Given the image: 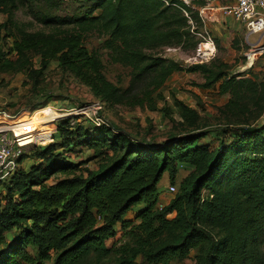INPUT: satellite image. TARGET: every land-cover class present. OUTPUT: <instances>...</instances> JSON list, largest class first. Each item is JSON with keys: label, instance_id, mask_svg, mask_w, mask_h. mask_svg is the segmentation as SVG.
Segmentation results:
<instances>
[{"label": "trees", "instance_id": "trees-1", "mask_svg": "<svg viewBox=\"0 0 264 264\" xmlns=\"http://www.w3.org/2000/svg\"><path fill=\"white\" fill-rule=\"evenodd\" d=\"M32 1L0 0V39L12 38L16 55L0 58V73L25 72L38 87L57 62L104 105L105 117L107 106L158 111L153 95L174 72L200 74L199 88L217 86L228 100L218 127L177 101L188 130L161 143L111 123L57 122L55 141L23 155L0 195V264H172L192 252L196 264H264V74L230 75L218 61L185 68L155 54L196 49L189 21L202 27L199 10L214 0H84L73 16L42 14L49 32H27L14 18ZM94 33L106 38L114 63L131 69L125 90L86 48ZM182 166L191 171L177 186ZM165 174L177 192L161 207Z\"/></svg>", "mask_w": 264, "mask_h": 264}, {"label": "rangeland", "instance_id": "rangeland-1", "mask_svg": "<svg viewBox=\"0 0 264 264\" xmlns=\"http://www.w3.org/2000/svg\"><path fill=\"white\" fill-rule=\"evenodd\" d=\"M233 1L216 0V3L229 5ZM83 2L84 0H35L21 6L16 11L14 20L21 29L27 32H49V28L41 23L42 14H52L60 17L73 16L80 13ZM6 19L7 17L0 13V21L4 22ZM210 31L216 44V56L212 62L218 61L226 64L230 75H239L248 70L246 66L252 51L250 42L255 41L257 36L249 37L250 40L248 41V33L233 19L222 26L213 25ZM15 33L17 34V32ZM105 40V37L94 33L86 37L85 46L89 52L97 54L101 60L102 73L105 78L115 86L125 90L130 85L131 69L112 61L110 52L104 46ZM13 49L12 38L0 39L1 59L4 57L14 59L16 55L15 52H12ZM196 49L187 48L178 51L161 49L157 50L155 54L158 57L174 60L186 68L193 65V62L189 60L196 55ZM34 63L36 67H39V58L35 59ZM263 74L264 54L255 60L249 76L261 79ZM202 82L203 79L200 74L174 72L153 95L158 104V111L152 112L146 108L129 105L107 106L106 118L117 129L130 135L161 143L171 136L187 132L188 128L183 124L177 103V101H183L200 112L202 121L208 127H218L221 123L218 110L226 104L228 97L220 95L217 86L210 90L199 88L198 84ZM97 100L88 87L72 75L62 72L57 62L51 63L43 75L42 83L38 87H34L32 83L28 82L25 72L0 73V109L9 115L24 113L26 119L31 118L27 121L28 123L23 124V127L32 124L33 117L38 112L64 109L63 113L67 112L65 114L70 116L72 115L71 110L79 109ZM163 109H167V115L162 111ZM50 112L51 114L55 113ZM38 117L41 119V117L44 118V115L39 114ZM66 119L72 120L74 118L68 117ZM51 120H53V117H51ZM49 121L50 119H48ZM43 123H37L39 130L32 133L35 144L33 147L46 146L55 141L57 122L46 123L44 120ZM51 138L54 141L50 142ZM210 140V138H207L205 141L209 142ZM214 144L216 145L217 141H214ZM86 156L88 154H84L83 157L79 158H86ZM73 158L74 162L80 161V159ZM89 166L94 168V162ZM190 171L191 168L188 166L180 168L177 186ZM170 186L169 176L165 174L159 186V193L166 199V202L176 194L169 192ZM194 257L195 252H192L188 259L172 264H196Z\"/></svg>", "mask_w": 264, "mask_h": 264}, {"label": "built area", "instance_id": "built-area-1", "mask_svg": "<svg viewBox=\"0 0 264 264\" xmlns=\"http://www.w3.org/2000/svg\"><path fill=\"white\" fill-rule=\"evenodd\" d=\"M211 2L199 10L200 19L202 21V27L200 28L190 19L188 13L184 11L185 15L190 19L189 23L191 24L192 33L201 41L195 50L196 55L189 61H192L193 64H204L210 63L215 58L216 44L211 32L208 30V24L221 23L223 19L230 18L240 24L248 33V41L250 40L249 37L257 36L255 41L250 42L252 51L248 59L249 61L252 58L254 60L248 70L252 69L255 60L264 54V0H234L232 4L223 7H214L211 5ZM186 3L188 2L186 1ZM205 45L210 46V48L214 50V53L212 50H205L206 48H203ZM167 50L178 51L181 50V48H167L166 51ZM63 110L64 109H50V111L55 112L58 117L46 123L58 122L68 117H79L97 127L111 126L109 120L105 117V107L99 101H93L79 109L71 110L72 115L70 116L65 114L67 112L63 113ZM27 119L24 113L9 115L4 110L0 109V195L4 192L6 184L18 171L20 166L19 162L23 155L34 148V142L25 145L24 138L28 136L21 137L17 131L19 125L28 123L27 121L31 118ZM75 123L76 121L72 120V126ZM49 141L52 142L54 140L51 138ZM169 192L171 194L176 193L177 187L170 186Z\"/></svg>", "mask_w": 264, "mask_h": 264}, {"label": "bare ground", "instance_id": "bare-ground-1", "mask_svg": "<svg viewBox=\"0 0 264 264\" xmlns=\"http://www.w3.org/2000/svg\"><path fill=\"white\" fill-rule=\"evenodd\" d=\"M203 48H206L205 50H207V51H210V50H212V52L214 53V50L212 49V48H210V46H208V45H205V46H203ZM204 50V49H203ZM205 53H207V52H205ZM253 58L249 61V63H248V65L246 66V68H249V66L252 64V62H253ZM47 113H49L48 115H45V114H47ZM39 114H43L44 115V118L43 117H41V119H39L40 117H38L39 116ZM51 117H53V119H55V118H57L58 117V115H56V113H52L51 114V112L50 111H48V110H44V111H42L41 113H37L36 115H34V117H33V123L32 124H27V126L26 127H23V124L22 125H19V128H18V134L20 135V136H28V137H25L24 139H25V141H24V144L25 145H27V144H30V143H32V142H34L33 141V135H32V133H34V132H37L39 129L37 128L38 126L36 125L37 123H42L44 120L46 121V122H48V119H50L51 120ZM39 119V120H38ZM30 135V136H29ZM32 137V138H31ZM31 138V139H30Z\"/></svg>", "mask_w": 264, "mask_h": 264}, {"label": "crops", "instance_id": "crops-1", "mask_svg": "<svg viewBox=\"0 0 264 264\" xmlns=\"http://www.w3.org/2000/svg\"><path fill=\"white\" fill-rule=\"evenodd\" d=\"M211 5L214 6V7H223V6H226V5H220V4L216 3V0L212 1V2H211ZM229 21H230V18H229V19H223V21H222L221 23H209V24H208V30L210 31V29H211V27H212L213 25H216V26L221 25V26H222V25L226 24V23L229 22ZM240 26H241V25H240ZM242 28H243V27H242ZM210 32H211V31H210ZM84 154L86 155V154H88V152H85ZM31 163H32V162H31L30 160H26V161H24L23 165H24L26 168H28V167L31 165ZM159 186H160V185H159ZM160 202H161V207H162V206L167 205V204L170 202V200H169L168 202H166V199L163 198L162 195H160ZM137 209H138V208H135L133 211L136 212ZM126 218H128V219L133 218V213H130ZM118 237H120V234H119ZM49 264H51V263H49Z\"/></svg>", "mask_w": 264, "mask_h": 264}]
</instances>
